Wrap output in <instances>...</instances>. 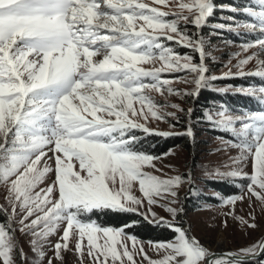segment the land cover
<instances>
[{"label": "snow or ice", "instance_id": "6c2138e0", "mask_svg": "<svg viewBox=\"0 0 264 264\" xmlns=\"http://www.w3.org/2000/svg\"><path fill=\"white\" fill-rule=\"evenodd\" d=\"M178 7L180 12L168 13L135 0H0V182L9 185L11 207L9 213L0 206V212L9 215V223H0V264H15L13 215H19V230L34 237L33 249L40 256L44 255L42 243L63 224L62 236L54 245L55 259L61 261V250H69L72 242L79 257L86 255L93 264H137V251L148 264H212L215 254L179 227L173 228L174 240L155 243L163 256L153 260L143 246L137 249L135 236L84 219L94 211H137L131 205L142 201L130 194L137 180L149 204L156 202L153 196H177L174 187L182 183V177L161 179L142 171L154 157L134 150L137 138L131 133L148 131L136 121L137 116L175 117L173 112L159 113L144 94L146 88L159 91L167 86L170 94L196 97L217 79L206 75V42L199 33L214 11L213 0H190ZM256 8L243 9L256 21L246 27L255 30L258 25L264 34V0H257ZM169 16L175 18L165 19ZM137 21L143 23L137 25ZM188 25L197 32L190 34ZM165 39L190 48L200 62L176 53L162 42ZM256 46L264 52V39H258ZM258 52L239 60L237 73L225 75H255L264 80V60ZM157 56L164 62L160 68L138 66ZM253 59L257 70L245 72L243 66ZM182 71L193 74L192 91L179 93L161 79L163 73ZM146 79L152 83L145 84ZM241 91L264 104V85ZM134 102L139 103V111ZM172 107L179 109V105ZM187 111L190 115L193 109ZM207 122L235 132L242 149L240 162L249 157L252 162L251 174L234 170L216 175L247 180L248 191L264 200V111L233 118L221 110L216 118L207 114ZM235 123L242 125L238 131L231 127ZM182 134H193L191 124ZM49 174L55 177L52 183L39 187ZM242 199L232 196L226 202ZM167 211L177 214L174 207ZM160 222L172 226L163 218ZM257 248L264 252V242L241 252L259 254ZM19 254L24 256L22 250ZM221 256L228 258L215 264H244L240 254Z\"/></svg>", "mask_w": 264, "mask_h": 264}, {"label": "rangeland", "instance_id": "374dc122", "mask_svg": "<svg viewBox=\"0 0 264 264\" xmlns=\"http://www.w3.org/2000/svg\"><path fill=\"white\" fill-rule=\"evenodd\" d=\"M135 2L147 4L149 8H156L161 12L177 13L181 11L178 4L180 2H190V0H163V2H157V0H135ZM213 3L215 5L213 13L206 18L205 25L199 29L200 35L206 42L205 52L207 55L204 61L208 69L206 75L209 77H217V79L211 80L208 87L205 88L219 92H238L245 95L246 99L249 97L248 102L251 101L252 103L232 107L229 102L223 99L212 101L211 105L204 107L208 109L205 110L203 121H195L192 117L193 111L189 115L187 110L189 108L193 110L197 108V96L192 97L177 94L176 92L170 94L166 90L167 86L159 91L153 90L150 87L146 88L144 94L152 99L158 112H173L175 113V117L156 119L151 117L150 113L147 119L144 116H137L135 117L136 121L143 124L148 131L134 129L132 132L137 130V132L151 131L182 134L186 131V127L191 124L193 134L191 136L184 135L181 144L171 148L164 154L159 156L151 155L154 157L153 161L150 164H145L142 168V171L160 177L161 179H169L177 175L181 176L182 183L174 187L177 196L172 197L169 194L153 196L156 202L149 204L147 198L140 191L137 180L132 182L130 194L140 199L142 203L139 206H131L138 207L137 211L141 212L152 222H160L161 218H163L171 223V227H179L185 230L189 236L198 240L209 253L218 250V242L224 240L226 245H224L223 250L237 254H250L242 253L241 250L258 245L264 240V200L257 198L248 191L247 185L249 182L247 180L216 175L217 172L227 173L234 170H241L242 172L251 174L252 162L250 157L240 162L242 149L237 146L239 139L236 133L208 123L207 114L210 113L216 118V114L223 110L229 116L236 118L264 111V104H261L254 96L241 91L251 86L258 88L264 85V80L255 75H245L255 76L254 78L257 79L252 80L251 83H245V85H235L231 79L239 76L225 75L226 73H237L238 61L251 55L253 52H258L256 41L258 39H264V34H261L258 25L255 30L246 27V25L254 24L256 21L254 17L245 14L243 9L251 7L254 4L255 7L251 8L258 11L259 9L256 8L257 0L244 1L240 7H236L230 4L231 2L228 3L225 0H213ZM233 12H240L238 14L241 15L236 16ZM187 14V11L184 10V15ZM174 18V16H169L165 19L171 20ZM142 23L143 21H137V25ZM221 26L223 27L221 28ZM181 27H183L182 24ZM187 30L190 34L197 32V29L191 25H188ZM148 31L152 30L148 29ZM173 35L175 36V34ZM176 39H179V37H176ZM162 42L166 46L173 48L176 53L191 55L195 63L200 62V57L197 53L192 52L188 47H181L175 40L169 42L165 39ZM248 44H252L253 47L247 48L245 51V46ZM99 58L102 57H97V59ZM258 58L264 60V52H258ZM163 63L157 56L155 59L141 63L138 66L146 70H151L160 68ZM243 67L245 72L254 73L257 70V60L253 59ZM192 78L193 74L186 71L171 74L163 73L161 76V79H167L170 87L174 90H179V93H186L193 90ZM144 83L150 85L152 81L146 79ZM174 104L179 105V109H183V111L172 107ZM134 107L139 111L140 105L138 102H134ZM230 108L238 109L232 110ZM144 111L147 112V102L145 103ZM231 127L238 131L242 125L235 123ZM131 135L134 134L131 133ZM50 163L52 162L50 161ZM54 179V175L49 174L39 187L46 188ZM209 180H224L232 184H237L240 191L236 194L224 195L211 185ZM116 187H119V183H117ZM8 188V184L0 182V204L11 213V207L7 200L9 195ZM256 190L261 191L258 187ZM203 194H211L214 196V199L212 201H201L200 205L192 209L189 206V198L197 201ZM262 195H264V192H262ZM232 196H242L243 199L236 201L234 204L227 203V199ZM52 198H58V193L54 192ZM127 203L131 204V202ZM168 207L176 208L177 214L174 216L169 213L167 211ZM88 218V216L84 217L85 220H89ZM11 219L16 240V251L14 253L15 264H48L49 259L53 260V264H93L90 257L86 255L83 258L79 257L74 250V243L72 242H70L69 250H61L63 260L55 259L54 245L60 240L65 225L61 224L56 232L49 235L42 243L41 249L44 255L40 256L33 249L32 241L34 237L30 233L19 230V215H13ZM245 221L255 224L256 227H248ZM115 229L124 230L123 227ZM124 232L131 235L125 230ZM174 238L165 241H150L136 237L137 249L143 246L148 258L153 260L161 259L163 252H157L155 243L172 241ZM129 246L131 247L130 241ZM20 250L24 253L23 257L19 254ZM135 259L137 264H148V259L143 258L138 251ZM217 259L226 260L227 258H215L212 264H215V260ZM257 262L264 264V257ZM244 264L252 263L244 262Z\"/></svg>", "mask_w": 264, "mask_h": 264}, {"label": "trees", "instance_id": "16d2710c", "mask_svg": "<svg viewBox=\"0 0 264 264\" xmlns=\"http://www.w3.org/2000/svg\"><path fill=\"white\" fill-rule=\"evenodd\" d=\"M218 1V0H216ZM226 2H231L230 4L235 5L236 7H240L243 5L244 1L247 0H225ZM252 3V2H251ZM251 7H255L252 4ZM236 16L240 12H233ZM255 76H242L232 78L233 83L235 85H245V83H251L252 80H256ZM197 108H194L192 117L195 121H203V117L205 114V110L211 105L212 101H219V99L226 100L229 104L234 107L235 105H243L252 103L248 102L246 96L241 93L234 92H219L212 89H207L205 87L199 92V95L196 97ZM232 110L238 108H230ZM261 109V108H260ZM137 141L134 145V149L138 151H142L148 153L153 156H159L164 154L171 148L181 144L183 142L184 135L183 134H171L169 136L160 135L158 132H141L134 131L132 132ZM211 185H213L217 190H219L224 195L236 194L240 191V188L237 184H232L227 181H215L209 180ZM202 197V198H201ZM211 194L200 196L198 200H194L193 198H189V206L195 208L200 205L201 201H212L214 198ZM205 199V200H201ZM216 199V198H215ZM191 201V202H190ZM0 206H2L0 204ZM89 220H95L102 226L109 227H123L126 232L129 234L150 241H165L170 240L176 236V232L173 230V227H170L161 222H152L141 212H127V211H114V210H105V211H94L93 213L88 215ZM9 215L4 212H0V223H8ZM260 259H252L245 261L246 263L252 264H260L257 262Z\"/></svg>", "mask_w": 264, "mask_h": 264}, {"label": "water", "instance_id": "95a60500", "mask_svg": "<svg viewBox=\"0 0 264 264\" xmlns=\"http://www.w3.org/2000/svg\"><path fill=\"white\" fill-rule=\"evenodd\" d=\"M263 242H264V240H263ZM211 253L215 254L214 257H213V260L215 258H218V257L228 258L227 256H221L222 253H224V254H228V253L237 254V253H234V252H231V251H225V250H221V251L215 250V251H213ZM257 253H259V254H240V255L242 257H244V261H248V260H252V259H260V258L264 257V252H260V249L257 251Z\"/></svg>", "mask_w": 264, "mask_h": 264}, {"label": "bare ground", "instance_id": "6f19581e", "mask_svg": "<svg viewBox=\"0 0 264 264\" xmlns=\"http://www.w3.org/2000/svg\"><path fill=\"white\" fill-rule=\"evenodd\" d=\"M224 245H226V242L224 240H220L218 242V250L221 251L224 248Z\"/></svg>", "mask_w": 264, "mask_h": 264}]
</instances>
